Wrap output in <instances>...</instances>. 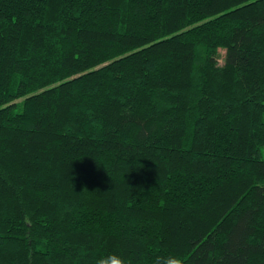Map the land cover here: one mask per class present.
Returning <instances> with one entry per match:
<instances>
[{
  "label": "trees",
  "instance_id": "obj_1",
  "mask_svg": "<svg viewBox=\"0 0 264 264\" xmlns=\"http://www.w3.org/2000/svg\"><path fill=\"white\" fill-rule=\"evenodd\" d=\"M108 253L264 264V0H0V264Z\"/></svg>",
  "mask_w": 264,
  "mask_h": 264
},
{
  "label": "clouds",
  "instance_id": "obj_2",
  "mask_svg": "<svg viewBox=\"0 0 264 264\" xmlns=\"http://www.w3.org/2000/svg\"><path fill=\"white\" fill-rule=\"evenodd\" d=\"M94 264H130V261L120 253H108L97 258ZM152 264H185V261L180 254L167 253L157 257Z\"/></svg>",
  "mask_w": 264,
  "mask_h": 264
},
{
  "label": "rangeland",
  "instance_id": "obj_3",
  "mask_svg": "<svg viewBox=\"0 0 264 264\" xmlns=\"http://www.w3.org/2000/svg\"><path fill=\"white\" fill-rule=\"evenodd\" d=\"M223 56H224V49H219V56H218V62L221 64L223 62Z\"/></svg>",
  "mask_w": 264,
  "mask_h": 264
}]
</instances>
